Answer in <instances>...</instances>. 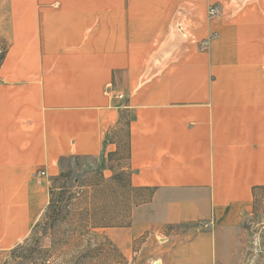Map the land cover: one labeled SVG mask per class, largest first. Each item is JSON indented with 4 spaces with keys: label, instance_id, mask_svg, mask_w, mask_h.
Wrapping results in <instances>:
<instances>
[{
    "label": "crops",
    "instance_id": "0c3cea01",
    "mask_svg": "<svg viewBox=\"0 0 264 264\" xmlns=\"http://www.w3.org/2000/svg\"><path fill=\"white\" fill-rule=\"evenodd\" d=\"M0 37V252L76 170L142 197L99 228L122 255L176 230L151 264L227 260L264 187V0H0Z\"/></svg>",
    "mask_w": 264,
    "mask_h": 264
},
{
    "label": "rangeland",
    "instance_id": "374dc122",
    "mask_svg": "<svg viewBox=\"0 0 264 264\" xmlns=\"http://www.w3.org/2000/svg\"><path fill=\"white\" fill-rule=\"evenodd\" d=\"M8 47V42L0 37V51ZM77 168L73 164V169ZM128 171L122 173L121 181L125 184ZM75 176H83L75 171ZM87 185L99 186L98 190H85L87 198L81 199L72 190L73 199L69 207L62 206V212L55 221L44 218V212L32 227L26 240L12 250L0 252V264H77L80 256H94L82 260V264H151L150 257L166 253L180 239L184 232L174 230L170 239H158L155 244H148L140 252L135 249L128 255H122L114 249L100 229L78 230L80 226L78 215L80 211H91V223L107 225L117 223L126 213L130 204H139L143 199L139 193H133L126 198L121 192L114 191L102 177H94ZM257 199L253 201L252 209L238 231L236 246L231 254L225 255L221 264H264V191L257 190ZM67 199V198H66ZM112 211L115 214H112ZM115 220V222H113ZM77 229V230H76ZM82 234V235H81ZM133 253H136L133 256Z\"/></svg>",
    "mask_w": 264,
    "mask_h": 264
},
{
    "label": "trees",
    "instance_id": "16d2710c",
    "mask_svg": "<svg viewBox=\"0 0 264 264\" xmlns=\"http://www.w3.org/2000/svg\"><path fill=\"white\" fill-rule=\"evenodd\" d=\"M5 50H1L0 51V63L1 61L4 59L5 56ZM113 156H110V159ZM74 165L77 166V163L74 162ZM112 180L115 181V177L112 178ZM120 184H122V181L119 180ZM118 182V183H119ZM55 183H58V187H55ZM55 183L52 185L51 189H50V202L48 207L46 208L45 212H44V218H47L48 220L51 221H55L58 216L60 215V213L62 212V206H64L65 208L69 207V203L70 201L73 199L72 195V190L73 189H77V192H75V195L80 197L81 199L83 198H87L90 195L87 194V192H85V190H98L99 186H94V185H87V181H82V176H75L72 174V172H64L61 171L57 177V179L55 180ZM110 184V183H108ZM124 184V183H123ZM258 190H262L264 191V187L260 188ZM95 192V191H94ZM91 197V196H90ZM254 200L257 199V193L254 192L253 194ZM67 198V199H66ZM253 200V201H254ZM78 215L79 218V222L80 226L77 228L78 230H86V229H99V228H103V227H108L107 225H98V224H92L91 223V211L88 209H84L82 211H80ZM76 229V230H77ZM82 235V234H81ZM16 251V249L14 248L11 252L12 254H14ZM92 253L89 252L88 255ZM80 256V259L77 261V264H82V260L86 259V258H92L94 256Z\"/></svg>",
    "mask_w": 264,
    "mask_h": 264
},
{
    "label": "built area",
    "instance_id": "2783aa9c",
    "mask_svg": "<svg viewBox=\"0 0 264 264\" xmlns=\"http://www.w3.org/2000/svg\"><path fill=\"white\" fill-rule=\"evenodd\" d=\"M218 14H219V8L218 7L214 6V7L209 8L208 16H210L212 18V17L217 16ZM119 98L122 99V96H119ZM38 176H44V173L43 172L38 173ZM203 227H204V229H209L211 227V225L205 224Z\"/></svg>",
    "mask_w": 264,
    "mask_h": 264
}]
</instances>
